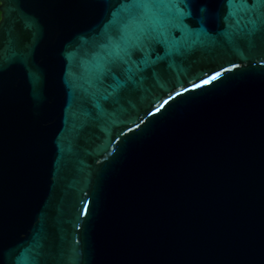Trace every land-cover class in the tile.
<instances>
[{
    "label": "water",
    "instance_id": "obj_1",
    "mask_svg": "<svg viewBox=\"0 0 264 264\" xmlns=\"http://www.w3.org/2000/svg\"><path fill=\"white\" fill-rule=\"evenodd\" d=\"M0 264H264V5L0 0Z\"/></svg>",
    "mask_w": 264,
    "mask_h": 264
},
{
    "label": "snow or ice",
    "instance_id": "obj_2",
    "mask_svg": "<svg viewBox=\"0 0 264 264\" xmlns=\"http://www.w3.org/2000/svg\"><path fill=\"white\" fill-rule=\"evenodd\" d=\"M137 2L140 4V6H144V7H147L153 3H164L165 0H137ZM231 2V0H230ZM240 3L243 5V6H247V0H240ZM256 3L260 4V5H264V0H256ZM207 81H205L206 83Z\"/></svg>",
    "mask_w": 264,
    "mask_h": 264
}]
</instances>
